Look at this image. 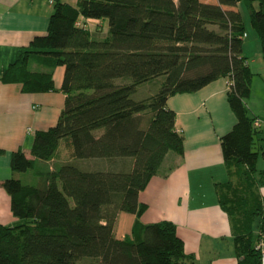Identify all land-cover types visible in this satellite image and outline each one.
I'll return each instance as SVG.
<instances>
[{
  "label": "trees",
  "instance_id": "trees-1",
  "mask_svg": "<svg viewBox=\"0 0 264 264\" xmlns=\"http://www.w3.org/2000/svg\"><path fill=\"white\" fill-rule=\"evenodd\" d=\"M243 1L264 55V0L260 8L253 0H56L47 33L21 46L2 76L25 93L47 92L58 90L56 67L66 68L57 123L36 132L33 157L22 149L12 153L14 175L2 185L19 222H0V264H183L189 255L173 221L136 224L140 238H120L115 227L121 212L146 211L140 193L168 154L185 153L169 97L222 77L237 121L221 137L229 179L216 191L232 221L238 264H262L264 169L258 162L264 151L247 104L254 72L244 55ZM81 17L106 20L108 35L94 37ZM145 82L158 91L136 99ZM62 144L68 159L57 161ZM94 159L132 166L81 165ZM30 169L37 184L16 174Z\"/></svg>",
  "mask_w": 264,
  "mask_h": 264
},
{
  "label": "crops",
  "instance_id": "crops-1",
  "mask_svg": "<svg viewBox=\"0 0 264 264\" xmlns=\"http://www.w3.org/2000/svg\"><path fill=\"white\" fill-rule=\"evenodd\" d=\"M65 1L73 5L78 2ZM53 10L54 5L48 0H0V222L6 225L19 222L12 211L11 197L2 185L14 175L12 153L22 149L33 157L36 132L57 123L66 100L60 90L66 68L60 65L55 69L58 88L55 91L25 93L21 84L6 83L2 76L21 46L28 45L36 35L47 33ZM80 23L94 37L108 35L106 20L81 17ZM244 55L254 72L247 104L252 116L260 120L257 128L260 129L264 123V55L259 34L247 26ZM32 66L45 69L37 62ZM228 88V78L222 77L198 91L169 97L168 106L177 113V129L185 135V153L183 156L169 153L160 172L140 193V201L148 205L141 216L119 214L115 227L118 237L140 238L138 231L133 232L136 224L171 220L177 225L189 255L183 264H238L232 221L220 205L216 191L218 182L229 179L221 137L237 121L228 100ZM67 159L62 144L57 161ZM125 161L94 159L81 161V165L89 169L122 170L129 164L132 166V162ZM260 190L264 196V186Z\"/></svg>",
  "mask_w": 264,
  "mask_h": 264
},
{
  "label": "rangeland",
  "instance_id": "rangeland-1",
  "mask_svg": "<svg viewBox=\"0 0 264 264\" xmlns=\"http://www.w3.org/2000/svg\"><path fill=\"white\" fill-rule=\"evenodd\" d=\"M253 1H254V5L257 8L261 7L259 0H253ZM241 10L243 12L244 20H245V24H246L247 28L249 30H255L256 31V29L252 23L250 8L248 7V5L244 1L241 3ZM103 37L104 36L101 35V36L96 37V38L103 39ZM157 91H158V86H155V84L153 82H145L138 87V90L134 94V97L136 99H143V98H146V97L152 95L153 93H156ZM259 131H260V135H261L260 137H262V139L258 143L257 148L264 151L263 150V148H264V123H263V126L259 129ZM258 169L259 170L264 169V154H261V156H260V159L258 162ZM16 174L19 175L20 178L25 183L37 184L39 181V177L36 175V173L33 169H30L26 172H17Z\"/></svg>",
  "mask_w": 264,
  "mask_h": 264
},
{
  "label": "built area",
  "instance_id": "built-area-1",
  "mask_svg": "<svg viewBox=\"0 0 264 264\" xmlns=\"http://www.w3.org/2000/svg\"><path fill=\"white\" fill-rule=\"evenodd\" d=\"M48 2L51 4V5H54L56 0H48ZM79 24H81L79 22ZM229 82V81H228ZM230 84V83H229ZM255 127H259L261 125V122L260 120L256 119L255 120ZM258 248L261 250V253H262V264H264V236L262 237V239L260 240V242L258 243Z\"/></svg>",
  "mask_w": 264,
  "mask_h": 264
}]
</instances>
